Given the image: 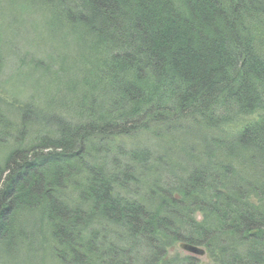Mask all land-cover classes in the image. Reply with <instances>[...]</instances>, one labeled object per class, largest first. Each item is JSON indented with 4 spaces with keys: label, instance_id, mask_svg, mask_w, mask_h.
Here are the masks:
<instances>
[{
    "label": "trees",
    "instance_id": "1",
    "mask_svg": "<svg viewBox=\"0 0 264 264\" xmlns=\"http://www.w3.org/2000/svg\"><path fill=\"white\" fill-rule=\"evenodd\" d=\"M50 10L67 32L72 36L75 32L76 39L94 51V58L80 67L79 84L68 87L74 93L69 101L81 125L63 124L58 117L61 125L55 124V130L48 131L40 143L29 150L10 149L11 162L5 169L0 166V241L10 239L18 213L34 215V209L42 208L49 220L47 227H65L58 232V241L84 245L81 256L87 258L86 264H138L135 253L143 258L145 252L158 255L155 264H264V0H57ZM229 100L241 109L239 118L225 109ZM11 106L0 105L2 131L23 125L17 116L9 115L13 117L9 119L5 115ZM179 109L183 115L173 113ZM27 110L42 123L41 110ZM174 117L186 122L185 127L176 125ZM219 119L228 124L216 127ZM189 121L197 128L189 127ZM100 132L109 137L103 148L90 139ZM132 132H139L142 139ZM209 132L218 141L212 148L205 137ZM174 136L183 138H176L177 143L186 144V140L212 149L209 157L224 167L239 163L234 168L247 188H238V179L217 175L212 167L187 170L184 176L195 183L188 186L192 190L183 194L181 183L173 187L175 204L191 214L170 218L176 222L167 231L164 220L158 218L160 212L145 214L142 207L146 203L137 199L141 194L132 199L122 191L130 190L128 179H120L121 188L115 195L108 190L109 183L104 181L109 171L104 164L109 159L104 157L111 153L126 158L128 154L121 151L132 148V142L140 151L133 164L144 186L158 176L146 172L145 162L139 159L154 156L152 146ZM231 137L248 139L240 150L224 156L221 148L234 144ZM28 140L23 138L20 143ZM167 146L158 149L161 154L165 149L162 155L173 159V148ZM97 159L102 160L100 164L94 162ZM155 192L154 199L158 196L161 202L160 192ZM140 201L142 207H136ZM146 201L165 211V203ZM196 212L200 213L198 220ZM74 219H80V229L71 225ZM104 222L108 232L112 226L108 234L114 237L102 240L95 231V236L89 235L91 225L104 230ZM114 225L122 234L126 225H134L137 239L123 240ZM161 231L162 237L167 235L162 240L139 242L141 234L161 237ZM108 242H115L113 249L126 254L123 261L103 250ZM180 242L205 246V260L191 254L168 256V249ZM32 244L41 254L40 245ZM74 253L80 257L77 246ZM148 259L145 263L152 264Z\"/></svg>",
    "mask_w": 264,
    "mask_h": 264
},
{
    "label": "bare ground",
    "instance_id": "2",
    "mask_svg": "<svg viewBox=\"0 0 264 264\" xmlns=\"http://www.w3.org/2000/svg\"><path fill=\"white\" fill-rule=\"evenodd\" d=\"M58 16V15H57ZM60 20L59 16H58V21ZM101 29V28H100ZM105 37V36H102ZM88 39V38H86ZM90 39V40H89ZM89 41H94L93 39H91L89 37ZM81 42V41H80ZM86 42L82 41V44L84 45ZM102 45V44H101ZM2 46H4L3 44H1L0 46V53H1V48ZM81 46V45H80ZM3 53H6L5 51H3ZM94 58V57H92ZM0 63L1 66L4 67L6 65L5 61L0 59ZM42 65L45 68V64L42 63ZM32 68V67H31ZM38 68H40V66H38ZM59 71V70H57ZM60 72V71H59ZM56 72V73H59ZM55 73V72H54ZM114 74V73H113ZM115 76V75H114ZM145 93V92H144ZM34 95V94H32ZM15 102L17 101V98L13 99ZM43 99H40V101H42ZM47 102V101H46ZM53 102V101H52ZM216 101H210V102H206V105L211 106V104L215 103ZM23 103V104H22ZM70 103V102H69ZM7 105H12L11 107H8V111H6V116L9 119H12L13 117H10L9 115H13V116H17L18 117V121L23 120L21 123L24 125L21 126V128L17 127L16 129H14V127H9V129H4L2 127H0V146L2 145V148H0V166L2 168H6L7 164L11 161L9 160V156L8 153L10 152V149L13 150H18V149H26L29 150V146H32L33 144H36L37 142L40 143L41 139H44L45 137H48L47 132L48 131H52L55 130V124L57 125H61V122L59 124L58 122V117H60L61 121L63 122V124H70L71 126H80L81 121L80 119L77 117V113L76 111L73 112H69V110L67 108H63L61 107L59 104H53V107L57 108V109H61L64 111V113H60L57 112L56 109H52L51 107H47V106H42L41 107V114L42 115H38L40 119H42V123L41 121H39V123H37L38 121L36 120L37 117L36 115L32 116V114L27 110L30 108H33L36 110V107L33 106L32 102L29 101H25V102H21L20 104L17 103H11V104H7ZM71 105H73V103H71ZM74 106V105H73ZM22 107V108H20ZM51 111H50V110ZM225 109H227V112L230 116L232 117H240V111L241 109L238 107H235V105L233 104V102H231L229 100V102H227V107H225ZM176 115L180 114L183 115L184 111L182 110H173ZM24 112H28L26 115H23ZM47 112H51V113H47ZM172 113V114H173ZM65 114V115H64ZM70 114V115H69ZM46 116V119L43 116ZM169 116V115H168ZM25 117V118H24ZM43 117V118H42ZM153 117H155L153 115ZM163 117L166 119H168L169 117H167L166 115H163ZM223 117L228 118L229 116L223 114ZM175 121L177 122L176 125L179 126H183L185 127L186 122L181 121L180 119H177L176 117H174ZM53 119L52 122L54 123H49L51 122V120ZM97 119V117H96ZM228 120V119H227ZM56 122V123H55ZM141 125H145L142 122L140 123ZM216 127H223L224 125L228 124L226 121L219 119V121L217 120L215 122ZM187 125H189V127H195L197 128V124L195 125V123L187 122ZM8 128V127H6ZM81 132L82 128H78ZM138 130V129H137ZM90 131V129H89ZM144 130H142L141 133H143ZM144 134V133H143ZM131 135H134L137 139H142L141 134L138 133H134L132 132ZM130 135V136H131ZM145 136H147L146 134H144ZM28 141H25L24 143H20V140L25 138L28 139ZM91 137V136H89ZM206 138H208V143L207 146L212 148L211 146L213 145H217L218 141L215 140V136L212 132H209L207 134V136H205ZM83 138V137H82ZM173 140L177 139H183V138H179L177 136L174 137H170ZM90 139H92V142H96V143H100L99 145H104L103 142H107L109 141V137L104 135L103 133H99V136L93 138L91 137ZM172 139H166L165 144H158L156 146H152V148L154 149L152 151L151 154H155L154 152H156V154L154 156L149 155V157H145V159H139V162L142 163V161L145 162V169H148V171L146 170V172H148L149 174H155L158 177L161 178V180L159 181L158 177H154V178H150L152 180L148 181L147 184H144V186L141 187V189L143 190L142 196L137 197L139 195H131L132 199H134V197L139 200H141L142 202L144 201L146 203V205H149L148 202L146 201H153L156 199V202L158 204H160L162 202L165 203V211H163L162 209H154L153 207H142V202L140 203V205H136V207L139 208H143L144 211H146L147 213H145L146 215H153L156 214L158 212H160L162 215H158V218H162L164 220V224L166 225L165 229L168 231V229L172 225V222H176L174 221V219H170V218H174V216H182L183 218H187L189 217V215L191 214L190 210L187 209H181L179 208L175 203V197H177V195L175 194L174 196V187L173 186H177L175 185L176 183H181L178 185H182L185 188V191H182L183 194H186V191H191L192 188H188L189 185H195V183H192L193 181H188L186 179V176H184V173L187 172V170L189 171H193L198 169V167H212L213 169H215V173L217 175H226V176H231L234 177L236 179H238V188L239 187H244L243 189L247 188V185L245 187V184H243V179H241L240 177L242 176L241 174L237 173V167L239 165V163H235L232 162L234 167H224L222 166L220 163L218 164L216 161H214L213 158L209 157L210 153L212 151V149H206V148H202L200 145H195L194 143H190V142H186V144L183 143H177L176 140L173 141L172 143H170L168 140H172ZM245 139H248L247 137H242V138H237L235 139L234 137H231V139L229 140L231 143L234 144H229L224 146V148H221V153L224 156H230V154H232L233 152H236L237 150H240V146L243 147V145L246 143ZM221 142V140H219ZM132 143V142H131ZM129 143V145H132L131 147L127 148L125 147V149L127 151H121L122 155L123 154H128L126 156V158H119L116 156H112L111 153L105 155L104 158H108L109 161H107L104 165L105 168L107 169L108 172V179L105 180L104 182L109 183L108 185V190L113 193L114 195L117 193L116 189H120V182L121 180H129L128 182L131 184H129V187L136 188L138 186H140V174L137 173V168L135 167V165L133 164V162H135L136 158L138 159L139 156L137 157V153L140 152L137 149H135L136 147L133 146V144ZM153 143V142H152ZM169 145L170 147L173 148V159L171 158V156H167V155H162L164 153H166V150L164 149L162 151V154L160 153V149L163 146L168 147L167 145ZM221 144H223V142H221ZM206 146V147H207ZM104 146H102L103 148ZM134 147V148H133ZM229 147V148H228ZM85 148V147H84ZM138 148V147H137ZM88 152V150H90L89 148H85ZM175 149V150H174ZM4 151H7L4 152ZM232 151V152H230ZM169 152V151H168ZM119 153V154H121ZM136 153V154H135ZM141 154V153H140ZM119 158V159H118ZM169 158V159H168ZM151 159V160H149ZM102 160H100L101 162ZM105 161V160H104ZM119 161V165L120 166H116V163ZM8 162V163H7ZM97 164H100L99 159H97L96 161H94ZM143 164V163H142ZM109 166V167H108ZM198 166V167H197ZM243 167H245L244 165H242ZM122 168V169H121ZM120 169V170H119ZM201 174V173H200ZM154 175V176H155ZM136 178H135V177ZM118 177V179H117ZM164 177V178H162ZM121 179V180H120ZM255 179V177H254ZM155 180H157L158 182H156ZM187 180V181H186ZM155 181V182H154ZM1 183V180H0ZM183 188V189H184ZM182 189V190H183ZM154 191L160 192V199L161 202L159 201V197L157 196V198L155 197L154 199ZM137 190L133 191L130 194H134L136 193ZM155 192V193H157ZM178 192V191H177ZM163 193V195L161 194ZM156 195V194H155ZM118 198V197H117ZM83 203H82V207H83ZM9 210V209H7ZM34 211V215L31 214V212L27 213V212H21L18 213V218L15 222L16 225H14L15 229L13 231V233L10 236V239L5 242L0 241V264H22L21 262L18 261V259H16L17 253L21 250L23 251H31L33 248V244L32 242L35 244H37L36 246H39L38 249H40L42 251V255H47V257H49V263L50 264H79L77 263V261L81 262L83 261L84 264H86L85 260H87L86 257L81 256V254H83L85 252V250H83L84 245H82L81 242L78 243H73L72 245L69 244L67 245L66 243H62L60 241L57 240V235L58 232L62 233V228H65L63 225L59 226L58 229L56 228H50L47 227V225L49 224V220H46L44 218L45 212L42 208H36L33 210ZM11 212H13V210H11ZM200 215V213L195 214V218L198 217L197 215ZM175 216V217H176ZM29 220L33 221L32 223H30V225H28ZM80 219H74L71 222V225L73 227H77V229L81 228V224L79 223ZM176 220V219H175ZM38 222V223H37ZM39 222H43V223H39ZM48 223V224H47ZM61 223L64 224V222L61 221ZM104 224V230L102 229H96V227H94L93 225H91V227L89 228V235L95 236V232H98L101 235V239H108V238H112L115 236V234L111 233L110 235L108 233H110V230H113L112 226H109V232L108 229H105V227H108V224L106 222L103 223ZM163 225L161 224V226L163 227ZM242 227L245 226V222L241 223ZM115 226V229L116 225ZM62 227V228H61ZM243 229V228H242ZM60 230V231H59ZM241 233H243L245 231V229L241 230L239 229ZM95 231V232H94ZM116 231L119 232V228L116 229ZM125 233L122 234L120 233V237H122L123 240L130 238L132 241L135 237V226L134 225H126L124 230ZM164 231L160 232V235L163 234ZM16 236V237H15ZM167 236L166 234L163 235ZM18 237V238H17ZM119 236L117 235L116 238H118ZM162 235L161 237H159L157 234H148V233H143L140 235L139 238V242L144 241V240H149L151 242V239H153V241L156 240H162ZM169 238V236H168ZM17 239V240H15ZM87 239V238H86ZM137 239V238H135ZM134 239V241H135ZM131 241V242H132ZM94 242V241H92ZM134 243V242H133ZM181 246H185L186 248H189L188 246L189 243L186 242H180ZM13 245L15 246L14 249H12ZM117 245L111 242V243H106L105 248H103V250H106L108 254L113 255L114 257L117 256V258H119L120 260L123 261V259L125 258V253L120 250V249H116L113 247ZM193 245V244H192ZM19 247V250H15ZM75 246H77V251L79 254V258H77V256L74 253L75 250ZM113 246V247H112ZM202 247V246H201ZM199 247V248H201ZM205 247V246H204ZM194 248L197 249L196 252L198 254H202V250L198 249L197 247L194 246ZM94 249V248H93ZM36 250V249H35ZM188 250V249H187ZM16 251V252H15ZM38 251V250H36ZM104 255V254H102ZM135 257H137L138 259H135L136 262H138V264H146L145 262L149 261L148 258H150V262H152V264L156 263V259L157 258V254L153 253V256L149 253H142L143 258H140V255L135 253ZM228 253L226 251H224V256L227 257ZM57 257V258H56ZM127 258L125 259V261H127ZM114 264H120L119 261H115Z\"/></svg>",
    "mask_w": 264,
    "mask_h": 264
},
{
    "label": "rangeland",
    "instance_id": "3",
    "mask_svg": "<svg viewBox=\"0 0 264 264\" xmlns=\"http://www.w3.org/2000/svg\"><path fill=\"white\" fill-rule=\"evenodd\" d=\"M54 2L0 0V46L4 45L0 59L6 63L4 67L0 63V105L29 101L36 110H41L45 105L64 113L63 110L53 107L55 103L67 108L69 112L75 111L69 103L74 93L71 94L68 87L79 84L83 77L80 67L87 65L88 58L93 59L95 55L91 48L76 39L75 32L72 36L59 24L58 16L50 10V5ZM42 63L46 65L45 68ZM65 68L71 70L62 71ZM15 98L16 102L13 100ZM27 113L24 112L23 115ZM142 186L136 187L137 189L128 187L130 190L124 188L122 191L131 196L133 194L130 193L137 190L136 193L142 195ZM197 216L195 219H200V215ZM190 246L204 252L200 255L179 243L175 248L168 249V256L191 254L198 260H205L208 251L203 245ZM17 256L16 259L22 264H50L47 255L41 256L34 249L29 252L19 251Z\"/></svg>",
    "mask_w": 264,
    "mask_h": 264
},
{
    "label": "water",
    "instance_id": "4",
    "mask_svg": "<svg viewBox=\"0 0 264 264\" xmlns=\"http://www.w3.org/2000/svg\"><path fill=\"white\" fill-rule=\"evenodd\" d=\"M189 247V246H188ZM186 248V247H185ZM186 249H188L189 251H193V252H199V251H197V249L196 248H194L193 246H190L189 248H186Z\"/></svg>",
    "mask_w": 264,
    "mask_h": 264
}]
</instances>
